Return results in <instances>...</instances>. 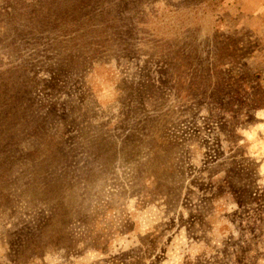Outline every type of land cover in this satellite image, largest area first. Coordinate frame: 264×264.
<instances>
[{"label":"rangeland","instance_id":"374dc122","mask_svg":"<svg viewBox=\"0 0 264 264\" xmlns=\"http://www.w3.org/2000/svg\"><path fill=\"white\" fill-rule=\"evenodd\" d=\"M68 1L0 0V264H264V0Z\"/></svg>","mask_w":264,"mask_h":264},{"label":"trees","instance_id":"16d2710c","mask_svg":"<svg viewBox=\"0 0 264 264\" xmlns=\"http://www.w3.org/2000/svg\"><path fill=\"white\" fill-rule=\"evenodd\" d=\"M68 3H69V6H67L65 9L66 10L65 15L73 16L75 11L79 12L80 9L89 8L92 5L93 0H88L84 5H81V6H80L81 0H69ZM224 46H227V45H224ZM224 48H226V47H224ZM177 67L178 68L185 67L184 62L182 61L180 64H178ZM239 88H241V87H239Z\"/></svg>","mask_w":264,"mask_h":264}]
</instances>
